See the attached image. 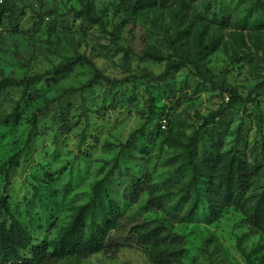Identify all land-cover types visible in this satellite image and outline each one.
I'll list each match as a JSON object with an SVG mask.
<instances>
[{"label": "clouds", "instance_id": "obj_1", "mask_svg": "<svg viewBox=\"0 0 264 264\" xmlns=\"http://www.w3.org/2000/svg\"><path fill=\"white\" fill-rule=\"evenodd\" d=\"M14 2L10 0L8 6ZM183 2L22 0L19 5L27 11L21 21L22 31L32 28L39 34L52 33L54 42L45 46L35 38H17L23 47L33 51L25 76L28 82L8 87L12 108L15 102L24 107L28 96L43 95L56 83L69 80L74 85L64 94L73 107L65 110L63 124L59 117L53 121L52 115L56 114L37 116L36 130L50 131L45 138L48 156L38 151L22 161V166L36 176L37 184L44 172L55 171L71 161L67 165L71 176L58 173L59 179L51 177L46 181L50 192L57 193L53 199L42 202L43 207H36L28 216L13 211L22 207L21 197L30 190L13 193L11 200L5 201L7 180L0 175V225L18 221L31 242L40 246L44 256L41 264H66L67 258L73 264H114L124 249L146 257L148 247L133 244L122 227L132 226L127 221L131 213L126 209L130 191L126 193L124 188L140 180L143 202L152 192L151 185L166 178L157 174L149 180L146 174L150 169L144 163L148 153L152 163H157V150L165 140L169 154H178L184 163L181 172L187 176L185 183L196 178L189 195L205 210L223 195L241 197L242 183L236 179L241 173L257 168L264 173V119L251 121V126L247 119V112L254 109L257 115L264 114V47L257 78L246 89L223 93L221 98L219 88L213 90L211 84L197 78L193 64L181 63L184 41L177 39V33L186 27L181 24L186 15ZM4 4L5 0H0V5ZM69 9L72 19L66 24L64 16ZM245 15L243 11L234 13L228 31L237 36L256 33L264 41V27H260L264 14L247 20ZM4 27H9L7 22ZM136 32L145 38L142 45L132 38ZM257 84L261 87L249 97ZM254 100L259 101L258 109ZM113 109L131 113L134 125L117 149L120 167L105 179L104 174L96 175L95 169L101 166L99 141L107 139ZM31 119L29 113L26 120ZM77 120L79 124L74 127ZM27 126L31 128L32 124ZM54 136L67 141V152L64 144L57 147L52 142ZM69 181L73 193L81 185H89L97 194L88 208L80 210L74 201L59 198L57 190ZM175 191L178 195L171 198L173 204L184 195L179 188Z\"/></svg>", "mask_w": 264, "mask_h": 264}, {"label": "rangeland", "instance_id": "obj_2", "mask_svg": "<svg viewBox=\"0 0 264 264\" xmlns=\"http://www.w3.org/2000/svg\"><path fill=\"white\" fill-rule=\"evenodd\" d=\"M9 3L10 0H5V4L0 5V29H3L0 32V82L6 79L25 80L31 66L33 50L23 47L17 38L28 36L38 39L45 46L54 42L52 33L39 34L33 32L32 28L22 31L21 21L27 16V11L19 8L22 0H15L11 7L8 6ZM182 7L186 15L182 17L181 24L186 27L177 33V39L184 41L181 44V63L193 64L197 78L211 84L213 90L219 88L221 98H224L223 93H230L238 88L246 89L261 70L258 64L264 41L256 33L237 36L228 31V25L237 11L247 13L245 20L264 14V0H184ZM71 19L72 10L69 9L64 21L67 24ZM12 21H15L14 26ZM5 22L8 23V28L4 27ZM260 27H264V24ZM131 35L138 45L144 43L145 38L140 33ZM172 66L178 68L175 64ZM73 86L69 80L56 83L43 95L28 96L24 107L15 102V108H12L14 102L10 99L8 87L0 88V175L7 180V194L4 196L9 201L13 193L23 192L25 188L30 190V193L21 197L22 207L13 211H20L25 216L31 215L36 207H43L42 202H50L57 194L48 189V179H59L58 173L63 175L67 172L69 176L72 175L67 169L71 162L69 160L64 167L44 172L43 179L37 184L36 176L31 174V169L22 166V161L25 156L32 157L38 151H43L44 156H48L45 138L50 135V131L36 130L37 116L56 114L52 115L53 121L59 117L63 124L65 110L73 107V103L65 99L64 94ZM260 87L259 84L255 85L249 91V97ZM145 93L147 94V90ZM147 102L151 103L150 100ZM253 103L258 109L259 101L254 100ZM29 113L32 116L31 121L26 120ZM247 119L251 126V121L264 119V114L257 115L254 109L247 112ZM29 123L32 124L31 128L27 126ZM78 124L79 120L74 127ZM133 125L131 113L113 109L111 128L106 133L107 139L101 138L99 141L101 149L98 163L101 166L95 169L96 175L104 174L106 179L120 167L117 149L125 143L124 138L130 135ZM30 134L31 140L28 141ZM52 142L57 147L64 144V151L67 152V141H61L58 136H54ZM167 144V140L160 143L156 155L157 163H152L150 153L147 154L148 160L144 161L150 169L146 174L149 180L157 174L166 178L160 184L151 185L152 192L143 202V191L137 200L130 197L126 209L127 213H131L127 216V221L132 226H122L126 238L133 244L147 246L148 254L141 257L139 252L124 249L120 251L114 264H264V214L257 222L251 219V209L264 199V173L259 168L246 170L243 173L244 192L239 204L231 203L210 213V209L205 210L202 205L195 207V199L189 195L194 185L190 181L185 183L186 175L182 174L177 181L169 182L174 173L183 167V161L178 154H169ZM144 155L141 154L142 160ZM200 182L204 183L203 177ZM129 188L130 184L124 188V192H129ZM177 188L184 195L173 204L171 198L178 195L175 191ZM57 192L60 199L68 200L69 203L74 201L78 209L89 204L96 194L89 185H81L73 193L71 181ZM248 192H252V195H248ZM29 195L32 196L31 200ZM232 198L233 196L230 200ZM138 236L155 238L148 243L138 239ZM33 245L38 246L34 243ZM66 264H73L72 259L67 258Z\"/></svg>", "mask_w": 264, "mask_h": 264}, {"label": "trees", "instance_id": "obj_3", "mask_svg": "<svg viewBox=\"0 0 264 264\" xmlns=\"http://www.w3.org/2000/svg\"><path fill=\"white\" fill-rule=\"evenodd\" d=\"M27 82L28 81L26 79L22 81L6 79L0 82V88L9 87L11 85H23V84H26ZM30 140H31V134L28 137V141ZM183 167H184V163H183ZM239 167L240 165L237 163L236 168L239 169ZM181 169H179L178 171L174 173L172 178H170L169 182L173 183L174 181H177L180 178V175L183 174L181 172ZM243 178H244L243 173H241L240 175L236 177L237 180L241 181L243 192H244ZM195 179L196 178L193 177V180H190V183L193 184L194 186H195ZM129 191H130V197L134 200H137L140 196V192L143 191V188L141 186V181L136 180L135 183L130 184ZM96 195L97 194H95V196ZM232 196L233 198L232 200H230V197ZM241 197L238 199L236 195L234 194L233 195H223L216 200L214 205L209 207L210 209L209 212L213 213L214 210H217L218 208H221L222 206H225L231 203L239 204V202L242 200ZM3 199L5 201H8V198L6 196H4ZM92 201L89 204L79 209L83 210V209L88 208L90 204L92 203ZM157 206H159L158 203H157ZM196 206L198 207L200 206V204H199V201L195 199V207ZM263 212H264V199H261L256 205H254L253 209H251V213H252L251 219L254 222L259 221L264 214ZM139 238L143 242L149 243L153 241L155 237H150L146 239L144 236H138V239ZM27 254L29 255V257H26ZM43 260H44V256L41 255L40 246L33 245V243L31 242V238L27 237L25 229L20 225L18 221L16 223H13L10 226L0 225V264H41Z\"/></svg>", "mask_w": 264, "mask_h": 264}]
</instances>
